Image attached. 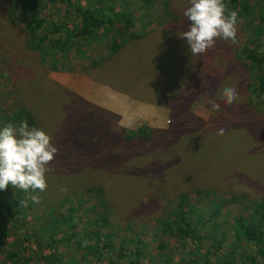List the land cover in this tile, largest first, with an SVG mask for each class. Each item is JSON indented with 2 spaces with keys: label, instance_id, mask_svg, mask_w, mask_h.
I'll use <instances>...</instances> for the list:
<instances>
[{
  "label": "rangeland",
  "instance_id": "rangeland-1",
  "mask_svg": "<svg viewBox=\"0 0 264 264\" xmlns=\"http://www.w3.org/2000/svg\"><path fill=\"white\" fill-rule=\"evenodd\" d=\"M166 1L169 0H117L118 10L133 12L135 26L122 27L118 36L116 29L121 26L116 25L110 39L122 42L134 34L144 40L151 34H166L164 28L172 24L176 25L175 30H181L183 23L178 21L185 8L191 6L189 0H170L168 7ZM10 6V0H0V129L10 124L15 107L25 106L27 98L37 113L38 128L50 135L58 148L53 161L57 173L50 167L52 171L46 173L51 193L40 194L35 208L48 206L64 196L76 200L77 193L95 182L109 202L108 217L111 214L113 218V212L120 222L116 235H127L130 225L124 220L145 215L154 207H162L161 214L152 215L157 217V223L167 217L173 219L171 203L180 194H187L194 205L209 207L213 226L226 234L238 217L252 219L255 210L264 205V101L250 88L255 84L257 68L244 63L245 48L249 46L246 28L236 25L234 46L217 39L219 44L214 51L221 56L214 57L221 59L222 64L214 62L212 70L202 55L192 56L189 51L185 54L183 49L179 54L184 61L180 71L183 90L176 101L162 97L167 104L175 102L172 108L160 107L113 88L105 82L100 69H90L85 59L74 72L46 70V62L27 46L24 24L9 16ZM171 17H176L172 23ZM247 25L253 30L259 28L264 25V15L247 21ZM262 38L264 42V34ZM139 41L132 37L127 46ZM148 44L153 50V41ZM90 47L89 44L87 48ZM97 47L101 54L104 46ZM249 47L254 48V44ZM113 59L108 57V64ZM127 71L141 77V69ZM30 82H36L32 90L25 87ZM39 84L47 88L58 84L66 91L52 93V102ZM228 86L235 87L238 93L232 105L222 99V90ZM193 87L194 100L183 103L184 96L194 92ZM129 88L127 84L126 91ZM244 93L250 101L244 99ZM210 99L220 105L218 111L211 108ZM162 117L164 125H160ZM169 120L170 129L156 130L155 126L167 127ZM143 126L146 138L139 137ZM221 128L224 134L218 135ZM199 190L210 195L199 196ZM22 192L18 187L16 194ZM136 194L141 202H137ZM101 212L95 205L88 214L79 213V226ZM3 223L0 217V229ZM235 240L247 246L238 236ZM11 245L16 250L17 243ZM0 261L5 262L6 256L0 254Z\"/></svg>",
  "mask_w": 264,
  "mask_h": 264
},
{
  "label": "trees",
  "instance_id": "trees-1",
  "mask_svg": "<svg viewBox=\"0 0 264 264\" xmlns=\"http://www.w3.org/2000/svg\"><path fill=\"white\" fill-rule=\"evenodd\" d=\"M223 2L226 15L232 10L238 12L236 25L246 28L249 46L254 44V48H245L244 63L256 66L255 84L250 88L264 101V25L255 30L247 25V21L264 15V0ZM170 3V0L166 1V6ZM10 4L9 16L24 24L28 48L46 62L43 67L49 72H74L85 59L90 69H100L105 82L113 88L154 106L172 108L175 102L167 104L162 97L176 101L181 95L180 71L184 61L179 54L183 49L185 54L190 52L186 39L181 38L191 23L184 16L178 21V24L183 23L181 30H175L176 25L172 24L164 28L166 34H151L144 40L133 34L120 42L110 39L112 28L121 26L116 29L119 36L122 27L135 26V17L132 11L118 10L117 0H10ZM248 15L250 17L246 18ZM175 20L176 17H171V23ZM132 37L140 41L127 46ZM150 40L153 41V50L149 48ZM89 44L92 47L87 48ZM216 44H219L218 40ZM97 46H104L101 54L96 50ZM122 49L124 52L117 56ZM147 50L151 51L139 53ZM217 54L213 47L202 55L210 70L214 62L218 66L222 64L221 59L214 57ZM108 57L115 59L108 64ZM131 68L141 69V77L129 73L127 70ZM35 83L30 82L25 87L32 90ZM127 84L130 85L128 91ZM39 85L45 97L52 102L55 100L49 97L53 96L52 93L66 91L58 84L54 88ZM74 85L79 87L76 83ZM193 90L192 94L184 96L183 103H192L196 88ZM247 98L251 100L244 93V99ZM23 104L25 106L20 105L18 109L15 107L10 124L19 126L27 120L30 128H38L40 123L32 104L27 98ZM144 129L145 126L139 128V137L146 138ZM53 161L49 167L57 173ZM8 187L0 190V217L4 220L0 229V254L6 256V261H0L1 264H264V205L255 210L252 219L238 217L234 228L223 234L222 228L215 229L214 221L208 217V206L194 205L187 194H180L171 201L173 219L167 217L157 223V217L152 215L160 213L162 207H154L145 215L137 214L136 218L124 220L130 225L129 233L116 235L120 222L115 220L113 212V218L111 214L108 217L110 211L106 205L109 202L98 183H91L87 186L89 188L77 193L76 200L64 196L38 209L30 196H47L50 190H37L35 193L22 190L21 194H16L18 187ZM197 194L210 195L202 190ZM136 196L137 202H141V197ZM95 205L102 212L92 215L89 223L79 226L81 216L77 215L88 214ZM236 236L247 246L240 245L235 240ZM11 240L17 243L16 250L11 248Z\"/></svg>",
  "mask_w": 264,
  "mask_h": 264
},
{
  "label": "clouds",
  "instance_id": "clouds-1",
  "mask_svg": "<svg viewBox=\"0 0 264 264\" xmlns=\"http://www.w3.org/2000/svg\"><path fill=\"white\" fill-rule=\"evenodd\" d=\"M189 7L183 16L191 23L181 38L186 39L192 56L204 55L216 45L217 39L236 43V24L238 12H227L223 0H189ZM238 97L235 87L222 90V99L226 105H232ZM211 108L218 111L220 105L208 101ZM218 130V135L224 134ZM58 153L52 137L42 129L29 127L27 120L19 127L8 124L0 129V190L9 185L14 188L35 193L47 190L46 173L52 171L50 163ZM34 203H39V195H31Z\"/></svg>",
  "mask_w": 264,
  "mask_h": 264
},
{
  "label": "crops",
  "instance_id": "crops-1",
  "mask_svg": "<svg viewBox=\"0 0 264 264\" xmlns=\"http://www.w3.org/2000/svg\"><path fill=\"white\" fill-rule=\"evenodd\" d=\"M164 123H165V118L164 117L160 118V125H164ZM167 125H168L167 127L155 126V128H156L157 131L166 132V130L170 129V120H169V123H167Z\"/></svg>",
  "mask_w": 264,
  "mask_h": 264
},
{
  "label": "bare ground",
  "instance_id": "bare-ground-1",
  "mask_svg": "<svg viewBox=\"0 0 264 264\" xmlns=\"http://www.w3.org/2000/svg\"><path fill=\"white\" fill-rule=\"evenodd\" d=\"M100 172V171H99Z\"/></svg>",
  "mask_w": 264,
  "mask_h": 264
}]
</instances>
